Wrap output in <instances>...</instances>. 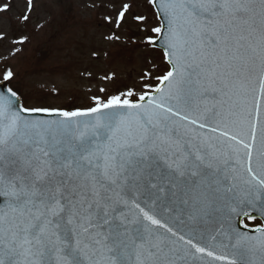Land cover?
Wrapping results in <instances>:
<instances>
[{
  "label": "snow or ice",
  "instance_id": "obj_1",
  "mask_svg": "<svg viewBox=\"0 0 264 264\" xmlns=\"http://www.w3.org/2000/svg\"><path fill=\"white\" fill-rule=\"evenodd\" d=\"M90 7L112 13L90 58L155 50L167 67L145 58L138 88L106 72L87 107H26L20 49L2 58L0 264H264V226L238 227L264 221V0ZM34 11L14 43H32Z\"/></svg>",
  "mask_w": 264,
  "mask_h": 264
},
{
  "label": "rangeland",
  "instance_id": "obj_2",
  "mask_svg": "<svg viewBox=\"0 0 264 264\" xmlns=\"http://www.w3.org/2000/svg\"><path fill=\"white\" fill-rule=\"evenodd\" d=\"M4 0H0L3 3ZM8 19L0 13V31L7 33V39L0 41V69L4 64L3 57L8 56L10 49H20L15 58L8 57L7 62L14 69L27 68L23 80V95L30 96L31 102L26 107L46 106L53 108H82L88 106V97L96 92L100 83L99 77L114 70L122 85H136L141 70L146 67L145 58L161 61L162 54L157 51H132L119 59L108 60L103 57L97 61L90 58L95 50L103 52L108 48L104 36L109 31L104 17L110 15L111 9L90 7L92 0H35V11L32 14L31 28L37 33L32 36V43L23 46L14 43L20 38L24 29L14 21L26 6V0H9ZM119 6L121 0H110ZM146 0H136L138 14L146 12L141 7ZM85 23H77V20ZM91 21V23H87ZM40 25V27H38ZM131 32L136 28L129 18ZM27 34V33H25ZM57 61L62 62V74H55L48 69ZM92 71L96 78L80 77L81 71ZM71 84L74 86L70 85ZM91 87L92 91L88 89ZM59 89V95L57 94ZM43 101L44 103H40ZM246 225L256 228L259 220H246Z\"/></svg>",
  "mask_w": 264,
  "mask_h": 264
},
{
  "label": "water",
  "instance_id": "obj_3",
  "mask_svg": "<svg viewBox=\"0 0 264 264\" xmlns=\"http://www.w3.org/2000/svg\"><path fill=\"white\" fill-rule=\"evenodd\" d=\"M253 215H256V216H257V218H256L255 220L259 219V215H258V213H253ZM245 220H246V219H245ZM245 220H243V222H244ZM259 220H260V219H259ZM261 222H262V225L264 226V221H261ZM238 227H240L242 230H250L249 228H248V229H244V225H243V223H242V224H238ZM250 234H253V233L250 232Z\"/></svg>",
  "mask_w": 264,
  "mask_h": 264
}]
</instances>
